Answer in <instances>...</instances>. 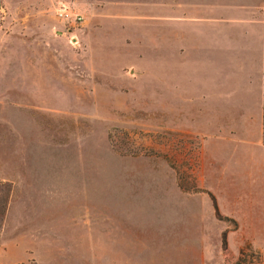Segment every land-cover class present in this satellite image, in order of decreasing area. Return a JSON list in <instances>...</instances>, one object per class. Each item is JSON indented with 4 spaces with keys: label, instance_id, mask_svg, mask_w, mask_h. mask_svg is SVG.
<instances>
[{
    "label": "rangeland",
    "instance_id": "374dc122",
    "mask_svg": "<svg viewBox=\"0 0 264 264\" xmlns=\"http://www.w3.org/2000/svg\"><path fill=\"white\" fill-rule=\"evenodd\" d=\"M57 1L0 0V264H264V211L210 195L162 67L176 23L244 0H70L79 48Z\"/></svg>",
    "mask_w": 264,
    "mask_h": 264
},
{
    "label": "crops",
    "instance_id": "0c3cea01",
    "mask_svg": "<svg viewBox=\"0 0 264 264\" xmlns=\"http://www.w3.org/2000/svg\"><path fill=\"white\" fill-rule=\"evenodd\" d=\"M248 1H237L234 11L221 16L210 7L204 28L194 27L196 19L176 23L162 67L170 82L173 60L184 66L178 116L188 125L185 132L197 137L210 195L234 210L253 212L264 211V1Z\"/></svg>",
    "mask_w": 264,
    "mask_h": 264
},
{
    "label": "built area",
    "instance_id": "2783aa9c",
    "mask_svg": "<svg viewBox=\"0 0 264 264\" xmlns=\"http://www.w3.org/2000/svg\"><path fill=\"white\" fill-rule=\"evenodd\" d=\"M56 23L52 29L55 35L63 37L74 48L81 46L84 32V15L70 0H59L54 7Z\"/></svg>",
    "mask_w": 264,
    "mask_h": 264
},
{
    "label": "trees",
    "instance_id": "16d2710c",
    "mask_svg": "<svg viewBox=\"0 0 264 264\" xmlns=\"http://www.w3.org/2000/svg\"><path fill=\"white\" fill-rule=\"evenodd\" d=\"M263 122H264V106H263Z\"/></svg>",
    "mask_w": 264,
    "mask_h": 264
}]
</instances>
